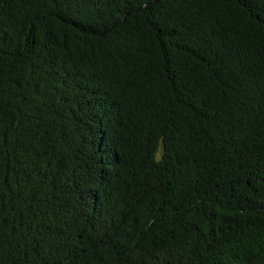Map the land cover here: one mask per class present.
<instances>
[{"label": "trees", "instance_id": "trees-1", "mask_svg": "<svg viewBox=\"0 0 264 264\" xmlns=\"http://www.w3.org/2000/svg\"><path fill=\"white\" fill-rule=\"evenodd\" d=\"M0 264H264V0H0Z\"/></svg>", "mask_w": 264, "mask_h": 264}]
</instances>
